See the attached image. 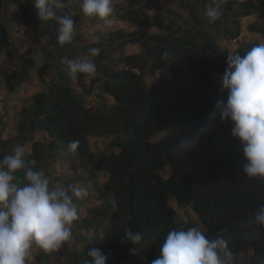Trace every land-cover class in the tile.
<instances>
[{"label":"trees","instance_id":"1","mask_svg":"<svg viewBox=\"0 0 264 264\" xmlns=\"http://www.w3.org/2000/svg\"><path fill=\"white\" fill-rule=\"evenodd\" d=\"M68 3L63 0L64 7L58 15L69 16L78 23L71 16L72 6ZM217 3L225 27L222 33L218 32L220 37L236 40L242 35L236 18L253 16L256 22L247 27V32L263 36L264 42V0H194L193 5L206 12ZM151 4V0H130L115 5L113 17L128 23L133 31L115 29L106 38L103 34L96 36L100 42L88 46L100 49L93 59L97 65L93 79L102 80L99 89L113 103L108 104L101 97L97 106L87 107L85 98L93 88L79 93L64 72L58 74L59 79L52 81L46 92L31 97L32 106L22 112L17 126L18 139L31 143L32 155L25 161L35 160L30 166L44 171L50 187L54 179L63 182L71 193L72 187L87 188L86 184L77 185L78 180L95 182L94 197L101 204L89 211L81 227L86 231L102 230L103 236H84L83 250L78 255L68 254L84 264H91L88 253L93 248L108 256L106 264H151L170 231L194 226L202 227L209 239H225L233 260L251 251L242 264H264V225L249 223L264 204V179L249 178L244 173L242 145L231 134L232 122H221L218 114L210 119L217 101L227 100V91H220V78L227 68L229 52L218 44L217 35L212 32L196 28L181 31L173 20L160 18L157 13L151 17L146 12ZM3 9L0 0V16ZM27 12L36 14L38 10L34 6ZM228 16L235 18L227 21ZM37 21L42 23L39 18ZM58 27L55 20L49 21L41 34L56 50V59H72L69 54H60L61 50H82L80 40L74 37L71 43L60 45ZM152 27L158 33H150ZM26 33L27 43L38 44L37 36L32 38ZM134 44L140 46L138 53H124L128 45ZM259 44L260 40L243 43L235 54L243 56ZM108 47L122 53L114 57L105 51ZM13 53L16 51H9L8 58ZM31 53L28 50L20 55L21 77L35 67ZM166 67L172 70L171 76L162 78L154 89L149 88L147 73ZM49 70L50 65L46 64L38 74L43 77ZM202 127L208 130L199 143L180 155L174 148L181 137L193 136ZM158 134L163 135L152 141ZM92 138L114 139L110 152L94 154ZM74 140L79 141L75 152L69 149ZM2 149L8 152L7 142H0ZM58 155L62 162L55 168ZM63 159L86 165L71 163L69 172H65ZM16 175L22 179L24 173ZM100 177L103 184L96 185ZM91 189L88 187L87 192ZM177 208L186 219L178 218ZM71 227L75 229L74 223ZM127 230L142 233L144 240L133 244L125 237ZM72 236L77 237L73 232ZM53 253L63 255L58 250L47 252Z\"/></svg>","mask_w":264,"mask_h":264},{"label":"clouds","instance_id":"2","mask_svg":"<svg viewBox=\"0 0 264 264\" xmlns=\"http://www.w3.org/2000/svg\"><path fill=\"white\" fill-rule=\"evenodd\" d=\"M64 4L63 0H35L38 17L42 21L41 27L55 20L59 25L58 42L62 46L72 42L76 31L71 17L58 15V10ZM81 9L88 17L101 18L106 27L112 26L111 17L116 13L113 0H82ZM219 9L217 3L215 7L206 10L209 23L220 19L223 13ZM115 21L121 23V30L133 31L128 23L116 18ZM18 32L19 28L16 27L15 37L21 39V33L18 35ZM94 42L98 44L100 41L97 38ZM99 53L98 47H92L87 56L75 60L64 58L62 62L67 64L72 76H95L97 65L92 57H97ZM220 83L221 93L227 91V100L217 101L210 119H215L218 114L221 122H232L231 134L242 145L244 173L249 178L264 179V43L251 48L243 56L228 55L227 68ZM207 130L202 127L193 136L181 137L174 149L180 155L190 151ZM78 147V140L69 144L73 152ZM6 154L0 159V264H26L33 245L45 252H52L72 240L71 226L78 219L74 197L81 199L88 192L84 187H72L71 194L63 188L51 189L50 179L44 171L34 170L30 166L36 163L35 160L25 161L32 153L23 159V146H17L14 154ZM20 171L24 173L22 179L16 175ZM249 223L264 225V204L259 206V211ZM125 237L133 244H140L144 240L142 233L131 230L125 232ZM130 251L132 254L135 252L133 248ZM88 255L92 258L91 264H106L108 259L97 248L90 250ZM151 264H234V261L225 239H209L194 226L187 230L170 231L159 255Z\"/></svg>","mask_w":264,"mask_h":264},{"label":"rangeland","instance_id":"3","mask_svg":"<svg viewBox=\"0 0 264 264\" xmlns=\"http://www.w3.org/2000/svg\"><path fill=\"white\" fill-rule=\"evenodd\" d=\"M130 0H113L114 5L124 4ZM4 9L0 16V26L4 28L3 32L0 28V142H7V149L9 154H14L15 148L17 146H23L25 149V155L23 159L30 156L32 153L31 143H22L18 138L17 126L18 121L21 118L23 111L28 110L32 106V96L38 92L47 90L48 86L54 80H58V74L60 72L67 73L72 80L73 86L77 89L79 93L93 88L92 91L85 98L87 107H95L99 104L101 97L103 100L111 104L113 100L109 99L106 95L102 93L99 89L101 85V79L97 82L94 81V76H89L87 74H76L72 76L69 72L66 63L56 59L57 53L53 46L48 44L47 38L41 34L43 27L42 23H38L37 18L38 13L32 14L27 11L35 6V0H2ZM194 0H151V6L146 9V12L153 17L156 13L159 14L160 18L166 20H173V22L180 28L181 31H187L191 28H196L201 32L207 31L212 32L217 35V42L222 47L228 50L229 55L235 54V52L242 46L243 43L248 41H258L261 44L263 36L257 33L247 32V27L250 24L256 22L255 17H237L236 19L240 21L242 26V35L236 40L224 39L218 35L225 30V27L221 24L222 20L219 19L215 23H208L205 12L202 11L197 4L193 5ZM72 4V9L70 10L71 16H75L79 21L75 23V34L74 37L79 41V46L83 49L72 52L70 50H61L60 54H66L73 56L71 60L80 59L88 55V46H90L94 41L96 36L103 34L105 38L109 31H115V29H120V24L115 21L114 17H111L112 26L106 27L104 21L99 17H88L81 9L82 0H69ZM192 10H195L193 12ZM192 11V12H191ZM60 10H58V13ZM235 17H227V21L234 19ZM226 24V23H225ZM231 25V24H229ZM19 28V33H21V39H16L14 29ZM156 27H152L150 33H158ZM30 37H35L40 39L38 44L31 45L25 41L27 33ZM32 35H31V34ZM35 35V36H33ZM73 37V38H74ZM74 38V39H75ZM7 42V45L3 41ZM105 43V40H104ZM114 46V45H112ZM116 47V44H115ZM13 50L10 58H8V52ZM32 51L31 56L35 61V67L31 69L26 77L20 76V67L22 64V58L20 55ZM105 51L114 57L120 56L122 52H115L114 47H108ZM140 51V46L138 44L128 45L124 51L126 54H134ZM74 54V55H73ZM57 60L55 64L52 62ZM95 59V57H92ZM50 65V70L47 74L41 77L38 74L39 68L44 65ZM172 70L170 68H164L157 70L153 73H147L145 76L146 84L149 88L154 89L164 77L171 76ZM98 88V89H97ZM163 134H158L152 141H156L162 137ZM36 140V139H35ZM114 139L111 138H92L90 141L93 145L94 154H107L110 152L112 145L111 142ZM6 151L2 149L0 151L1 155L4 156ZM27 155V157H25ZM2 159V158H1ZM62 162L61 156L58 155L55 158L53 167L58 168ZM65 166V172H69L70 164H77L85 166L83 162L78 160H68L63 159ZM80 163V164H78ZM60 170L57 169L58 174ZM64 171V170H63ZM168 171V169H167ZM169 172V171H168ZM168 173L164 176L167 177ZM103 177H100L96 185L103 184ZM95 183L94 181L88 180L87 182L83 180H78L77 185H87V188H92L88 192L87 196L80 199L74 197V202L77 205L78 219L74 221V227H71V231L76 234L77 237L72 236V240L63 245L58 251H61L63 255L47 254L39 246L33 245L30 249L29 255L26 258V264H84L83 260H77L76 257H68L70 252H75L77 255L80 250L84 248V236L102 238V230L94 232V230L86 231L82 226V221L89 215L94 207L99 206L101 202L95 199ZM51 189L63 188L67 190L64 183L54 181L52 179ZM86 188V189H87ZM69 192V190H67ZM69 194H71L69 192ZM176 208V206L174 205ZM177 216L180 220L186 219V215L183 211L176 210ZM202 231V227H199ZM251 255V251H246L236 256L234 264H242L243 261L247 260ZM67 256V257H66ZM48 258V259H46ZM68 258V259H67Z\"/></svg>","mask_w":264,"mask_h":264}]
</instances>
